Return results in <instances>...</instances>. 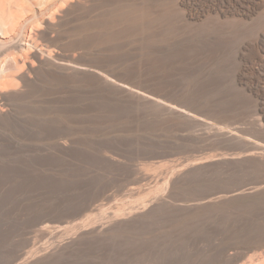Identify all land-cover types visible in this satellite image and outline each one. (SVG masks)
Segmentation results:
<instances>
[{
  "label": "bare ground",
  "instance_id": "obj_1",
  "mask_svg": "<svg viewBox=\"0 0 264 264\" xmlns=\"http://www.w3.org/2000/svg\"><path fill=\"white\" fill-rule=\"evenodd\" d=\"M171 49H175L178 52L180 51L181 54H191L190 57L188 55L191 60L193 59L192 54H194L201 57L203 61L214 63L215 68L217 67L222 76H224L228 85L226 86L230 89V93H227V95L229 96L230 94L233 98L231 101L232 104L234 102L238 111L240 109L244 114V119L246 121L245 126H247V128H239V126L238 128L236 126V128L232 127L230 129H227V127H217L212 132L206 131V127L214 126L208 120L211 116L206 114L204 110L188 105L187 100L190 97L183 92L184 95L176 96V94L172 96L162 91L165 89H158L159 87L156 86L162 87L167 84V80L165 81V79H163L164 76L162 78H159L161 75L157 78L150 77V79L148 78L149 83L143 82V80L142 82H139L140 80L134 81L126 76L128 73H131L132 76L133 74H137L138 78L142 79L143 77L140 78L141 71L145 73V70L146 72L149 70L148 72H150V70L157 66L158 56L156 55L163 53L161 52L162 50L166 51ZM152 56H154V58H151ZM176 58H179L178 55ZM171 59H173V57ZM174 59L171 60V62H176ZM116 62H118L120 66H116ZM165 64L163 65L165 66ZM204 65L206 67L208 66L207 64ZM155 71L156 70H154V72ZM154 72L152 74H154ZM227 87H225V90ZM78 88L84 91V93L86 92L85 94H87L88 99L83 100L80 98L83 97V94L81 96V91H79L81 93H78ZM169 88L166 90H169ZM36 91L40 93L47 92L46 95H42L45 100L44 108L47 112L49 111V117L43 120V122H46L41 133L46 136L49 141L48 145L45 146L48 151L46 155L47 158L45 157V163L50 164V161L54 162L58 160L57 158L61 159L62 156H67V158L71 157L75 159L79 163H77L79 167H81L80 164H86L88 165L86 169L88 167H94L104 173V176L105 174L116 172L121 176L123 181V183L119 182V188H121L122 193H124V196L128 199L125 201L121 199V202H124L122 204H120V202V205H116L117 203L114 202L115 206L113 207L108 208L106 205L105 207L108 209L113 208L111 213L107 210V214H110L109 216L104 213L106 218L102 215L106 221L102 220L103 218H99V209H103L101 205L105 204L97 205L95 203L96 205L94 206H98L96 208L100 206L101 208L98 209V217L94 215V217L92 216L91 218L97 217L101 219L103 223L101 220L95 219V222L97 220L101 222L99 223L97 221L98 223H95L93 220L92 222L96 225H91V221V223H88L89 217L85 220L87 221L86 223H84V220L83 223H81L82 221L76 223L77 225L74 223L76 225L74 227L72 226L74 230H72V227H69L72 228V231L70 230L68 233L66 232L68 228L63 227V229L67 228L63 231L64 233L66 232V234H62V236H65V239L59 236L62 231L58 235V239L62 238L64 241L62 240L61 242L59 239L58 241L60 242L58 243L57 241L56 245H54L53 242V246L50 248L47 246L48 248H45L46 251L43 249L44 251L42 254L38 253L39 255L36 254L39 251V246L37 245L36 253L33 251L28 252L30 256H27L22 251L17 254L15 253L14 255H16L17 260L20 262L15 263L17 261L15 258L16 261L14 260V263L11 262L12 259H9L11 263H7L49 264L60 252H67L68 254V251H73V249L78 248L84 242L91 239H96L97 241L99 238L104 239V237L107 238V236L110 237V235H118L119 233L122 235V232L126 233L127 230H134V228L137 227L151 225V222L153 223L156 218L163 214H169V216L175 215L186 221L195 220L194 222H196V220H200L201 222L207 219L209 220L210 218L218 221L220 218L226 217L227 215V218L230 217L229 214L234 215L238 213L241 215L239 212L245 210H247L245 212H249L253 204L259 206L263 204L262 206H264V176L263 178L260 177L261 179L258 177L260 182L256 186L253 185L254 187L252 188L236 189L222 192L223 194H220L221 191L218 193H207L204 196L202 195L201 198H199V193L194 194L193 191L201 177L215 175L224 170L228 172L233 171V173H235L236 171H245L250 168V172L251 169L264 172V0H0V125L9 120L10 123L15 116L13 115L14 108L26 102L30 96L32 99L31 94H34ZM64 91L66 93L63 95L62 93ZM228 91L229 90H227V92ZM198 97L194 99L197 100ZM218 97L219 96H217V99ZM40 99L41 97L38 100ZM108 106V110L105 111V108ZM230 106L233 107L234 105H229L228 109H230ZM89 107L93 108V110H91L93 113L91 114L89 110L88 112H90V114L88 117H84L86 114L82 116V113L87 112ZM41 108H43V106ZM102 108L105 109L103 113L99 111V109ZM95 109H98V111H95ZM109 109L113 110L109 112ZM59 111H64V113L67 111L68 117L74 121H80V124L81 120L86 119L82 121V124L83 122H87V124L85 123L86 125L84 124L83 126L82 124H78L79 127H76V124H66V121L63 122V120L60 119L61 117L57 115ZM212 114L214 115V113ZM44 117H46V115ZM221 117L222 118L219 117L220 120L226 116L223 115ZM226 118H224L223 123L219 121V124H225L224 121H226ZM239 119L241 120V118ZM117 124L120 128L135 127L136 129V127H139L140 129L141 127L142 129H148L149 132L167 130V132L169 131L171 133V131L174 132V130H176L177 132L189 133L179 139H176V137L174 139L171 136L172 138L166 140L162 139V142H152L150 139L149 149H151V151L149 152L153 155H150V153L146 151L147 154L151 157L155 156L157 159H172H169L170 162L168 161L166 164L162 163L164 165H160L159 163L160 166H157V164L156 166L149 164L150 166L147 165L149 168L139 166L135 163L128 164L124 163V161L122 162L121 158H119L116 153L122 146V142L118 139L112 137V139L103 138L98 141L96 139V145L91 147V150H88L86 148L87 144H93L90 138L76 137V139L71 140L68 136L72 133L75 134L74 132L78 129L79 131L85 129L89 132L92 130L93 134L96 131L99 133L100 130L103 131V129L106 130L108 128V130H110V128H112L111 126ZM40 125L37 126L40 127ZM195 128L200 129V135L196 136L191 132ZM135 131L138 132V130ZM82 133L87 134V132ZM148 139L149 138H147V141ZM211 139H214L215 142L218 143L224 141L225 144L226 141H239L237 143L241 142L242 146L238 147L241 149L243 148V152L238 150L241 152L233 155H230L231 153H228L229 155L219 154L218 152L211 155H197L196 151L195 155L196 143L200 142L201 144L202 141H204L202 143H205V141ZM147 141L145 140V143L148 145ZM127 142L129 144V141ZM132 142H130L132 145H129L130 149H126L129 151L132 149V152L136 154L142 153V149L139 150L136 144L133 146ZM128 144L126 145L127 147ZM144 145L145 144H143V146ZM147 145L145 146L147 147ZM181 154L184 155V157H182ZM179 155H181V158H176ZM36 161L33 162L37 163ZM73 163L75 164L74 161ZM40 164L41 163H39V165ZM78 169L77 171H79ZM83 169L86 170L84 167ZM94 175L96 176V174ZM260 175L262 174L260 173ZM234 177L235 176H233V178ZM104 180L107 181L106 179ZM118 180H120V178ZM102 181L103 180H101V182ZM200 181H202V179ZM114 184L117 185V183ZM45 185L46 184H44V186ZM100 185H98V187ZM94 188L96 190V187ZM85 190L86 189H84V191ZM110 190H112V188ZM205 191L208 192L207 190ZM116 192L118 194L120 193L118 190H116ZM202 192L200 191V195ZM97 193L104 195L106 192L104 193L102 189H97ZM84 194H86V192ZM192 195H196L195 199ZM79 197L81 196L79 195ZM115 198H117V196H115ZM99 199L100 201L97 199L99 202L103 201L101 197ZM108 200L110 199L108 198ZM178 200H180V202H185V204L178 205L176 203ZM79 202H81V200ZM90 207L89 209H96L93 205ZM67 208L70 210L71 207L69 208L67 206ZM77 209L81 210L79 207ZM71 210L69 214H71ZM35 211L38 212V210ZM95 211H92V213ZM88 212L89 211H87V213ZM72 213L74 214V212ZM235 219L237 218H233V220ZM226 221H228V219H226ZM54 226L56 227L58 224ZM50 227L51 226L48 228L47 225H44L42 229L44 233L48 234L47 237L49 233L51 237L57 234L53 233L51 229L53 227ZM58 228H53V230L56 231ZM59 229L62 230V228ZM263 236L264 230H260L258 237ZM53 237H55V235ZM124 237L125 236H123V239ZM158 237L160 236L158 235ZM55 238L54 241L57 240ZM260 241H262V239ZM97 244L99 245L100 243L96 242V245ZM106 244L108 245V243ZM83 247H85V245H83ZM33 253L36 255L31 256ZM224 256L226 257V255ZM235 260L236 259H234V261Z\"/></svg>",
  "mask_w": 264,
  "mask_h": 264
},
{
  "label": "rangeland",
  "instance_id": "obj_2",
  "mask_svg": "<svg viewBox=\"0 0 264 264\" xmlns=\"http://www.w3.org/2000/svg\"><path fill=\"white\" fill-rule=\"evenodd\" d=\"M161 52H163V53H159L158 55H156V56H158V58H157L158 64L156 67H154L152 70H150V72H148L149 70H147L148 74H147L145 69H143V70H145V73H144V71H141V73H140L141 76L140 75L139 76H140V78L143 77L142 79H139L137 74H135V75L133 74V76H132L131 73H128L126 76L128 78H130L131 80H134V81L140 80L139 82H142V80H143V82H148V83H149L148 80L150 79V77H156L157 78L161 75L159 78H162L164 76L163 79H165V81L167 80V84H165L166 87L165 86H162V87L156 86V87H159L158 89L163 88L165 90H162V91H165L167 94L172 95V96H175L176 94H177L176 96H181L184 94L188 95L190 97L187 100L188 105H192L194 108L204 110L206 112V114L211 116V118H209L208 120L214 126L206 127L205 128L206 131L212 132L217 127H222V128L227 127V129H230L232 127L236 128V126L238 128V126H239V128H241V127L247 128V126H245L246 121L244 119L245 118L244 114L240 111V109L238 111V108L236 107L234 102L232 104L231 101L233 100V98L231 97L230 94H229V96L227 95V93H230V89H228L229 87H227L228 85L224 79V76H222V74L219 72L217 67L215 68L214 63H210L209 61H207L208 62L207 63L206 61H203L201 59V57H198L197 55L192 54V58L194 59V61H193V59L191 60V58H189L191 54L190 55L188 53H182L181 54L180 51L178 52L175 49L166 50V51L162 50ZM177 55L179 58H176ZM188 55H189V57H188ZM169 57H171V58L173 57V59L176 58V59H174V60H176V62L175 61H174V63L171 62V60H173V59H171ZM151 58H154V56H152ZM188 59L192 63H190L188 61ZM199 59L201 60V62ZM164 60H165V63L168 61L169 64H168V62L165 64ZM186 60H187V62H186ZM195 60H197L198 62ZM129 61H127V62H129ZM202 61L204 64H207L208 66L206 67L202 63ZM179 62H181V63H179ZM159 63H160V65H159ZM162 63L165 64V66L167 65L168 67L167 66L165 67ZM175 63H177V64H175ZM178 63L180 65L182 63H184L186 65L182 64L180 66ZM115 65L120 66V64L118 62H116ZM163 67H165V68H163ZM181 68H182V70H181ZM194 69H196V70H194ZM198 69H200V70H198ZM154 70H156V71L154 72ZM151 71H153L154 74H152L153 72H151ZM165 71H167V72H165ZM159 72H161V73H159ZM150 73L152 76L150 75ZM182 75H183V77H182ZM135 77H136V80H135ZM186 80H187V82H186ZM217 83L220 87L217 85ZM225 87H227L226 90H225ZM167 88H169V90H166ZM227 90H229V91L227 92ZM79 91H81V90L78 88V93L82 92L81 96L83 94V97H80V98H82L83 100L88 99L87 94H85L86 92L84 93V91H81V92H79ZM168 91H171V92H168ZM38 92L36 91V92H34V94H31L32 99H31V96L27 99L26 102L27 103L30 102V103H28V105L26 102H24L23 104L14 108L13 115H15V116L13 119H16V120L12 119L10 123H9V121H10L9 120V121L3 123L2 125H0V192H1L0 193V262L1 263L0 264H9L11 262L14 263L17 260V257L14 254L15 253L17 254L21 251L24 252L27 256H30V253H28V252H32V251L37 252V250H36L37 246H39L38 250L39 251L41 250V251L40 252L38 251L37 253L36 252L35 253L36 254H38V253L42 254V252L45 250V248L47 246H49V248L51 246H53L52 245L53 242H54V245H56V242L59 239L62 242V240L65 239L64 235L66 234V232L68 233L74 226H76L77 225L76 223H78V222L80 223V221H82L81 223H83L89 217L91 220L88 219L89 220L88 223L90 221L92 222L93 220L95 222V219H98L97 218L98 217L97 212L99 210H100V214L103 213L101 215L99 214V218H103L102 220L106 221L105 216L110 215V214H107V210L109 213H111L113 210V208H111V209H108V208L115 206L114 205L115 203H117L116 205H120L125 200L128 199L126 196H124V193H122L121 188H119V182L123 183V181H122L121 176L118 175L116 172L115 173L112 172V174H105V176H104V173L95 169L94 167H88L86 169V167L88 166L86 164H80L81 167H79V165H78L79 163L75 159H73L71 157L67 158V156H65V157L62 156V158L60 157L62 160L57 158L58 160H55L57 163L55 161L54 162L50 161V164L45 163V160L47 158L46 155L48 154L47 148L45 146L48 145L49 141H48L47 137L41 133H42L43 127H44L45 122H46V121L43 122V120H46L47 117H49L48 116L49 111L47 112L44 108L45 107L44 106L45 100L42 96V95H46L47 92H44V93H40V92L38 93ZM65 93L66 92L64 91L62 94L64 95ZM217 96H219L218 99H217ZM227 96H228V98H227ZM40 97H41V99L38 100ZM196 97H198L197 100H195ZM201 101H202V103H201ZM25 103H26V105H25ZM40 103H42L43 105ZM39 104H40V106H39ZM227 104H228V106H227ZM36 105H38L40 108ZM229 105H232V106L234 105L235 108L237 109V111L234 108V106L233 107L230 106V109H228ZM42 106H43V108H41ZM90 108H92V107H89V109H87V112L82 113V116L86 114L84 117H88L90 114V112H88V111L93 110V108L92 109H90ZM108 108H109V106L107 108H105L106 110L104 108H102V109H99V111H101V113H103V111L104 110L107 111ZM226 108L229 112L226 110ZM42 110L43 111L45 110L44 111L45 113ZM110 110H113V109H109V112H110ZM220 110H221V112H220ZM95 111H98V109H95ZM223 111L226 113H224ZM92 113H93V111H91V114ZM212 113H214V115ZM44 114L46 115V117H44L45 116ZM229 114L231 115V117ZM57 115L59 117H61L60 119L63 120V122L66 121L65 122L66 124H70V125L76 124L75 125L76 127L78 126V124L81 125L82 121L86 120V119L81 120V124H80V121L78 122V121H74L73 119H70L68 117L67 111H65V113H64V111L63 112L59 111ZM223 115H225L227 118L223 117V119L220 120V118H222L221 116H223ZM213 117H215V118H213ZM238 117L241 118V120ZM224 118H226L225 119L226 121H224L225 124H222ZM236 118H237V120H236ZM40 119H42V120H40ZM215 120H216V122H215ZM239 120L240 121L243 120L244 122L243 121L240 122ZM69 121H70V123H69ZM219 121L220 122L222 121V123L219 124ZM233 121H235V122H233ZM85 123L87 124V122H83L82 126ZM21 124H23V125H21ZM240 124H242V125H240ZM37 125L38 126L40 125V127H38ZM117 126H118V124L111 126L112 128H110V130H108L109 128L106 130L103 129V131L100 130L101 133L100 132L98 133V131H96V132L94 131L96 134L95 133L93 134L92 130H90L91 132H89L85 129H83V131L82 130L79 131V129H78L77 131H79V132H77V131L74 132L75 134L77 133L76 136L73 133L71 135H68V136H69V139H71V140L76 139V137L90 138L91 141L93 142V144H90V143L87 144L86 148L88 150H91L90 148L94 147L96 145L95 144L96 139H97V141L99 139H103V138H109L110 139L111 137L118 139L122 142V146L118 149V151L116 153L118 154V157L121 158L122 162L124 161V163H128V164H130V163L134 164L135 163L139 166L149 168L150 165H153V166H156V164H157V166L164 165V164H166V162H168V161L170 162V160L172 159V158H164V159L158 158L159 159V161H158V159L155 158V156H152L153 157L152 158L150 155H153V154H151L149 152V151H151V149H149L150 148L149 147V145H150L149 140L150 139H151L150 141H152V142L153 141L154 142H156V141L162 142L163 140H166V139H169L172 137L174 139H175V137H176V139H179L180 137H183L189 133V132H177L176 130H174V132L171 131V133L169 131L167 132V130H165L166 132L164 130L163 131L158 130L157 132L156 131L155 132L154 131L149 132L148 129H142L141 127H140L141 131H140L139 127H136V129H135V127L134 128L131 127V128H133V129H131L130 127L129 128H127V127L120 128L119 126L118 127ZM113 127H115V128H113ZM119 129H121V130H119ZM127 129H128V131H127ZM39 130H40V132H39ZM135 130H138V132ZM120 131H123V132H120ZM194 131H196V132H194ZM82 132H87V134L82 133ZM191 132L196 136L200 135V129L199 128H195ZM91 134H92V136H91ZM157 134H159V135H157ZM161 134H162V136H161ZM45 137H46V139H45ZM147 138H149L148 141H147ZM145 140L148 142V145H147V143H145ZM127 141H129V144ZM130 142L133 143V146H134V144H136L139 147V150L142 149L141 150L142 153L136 154V153L132 152V149L130 151L127 150V149H130L129 148V145L131 144ZM202 142H204V141H202ZM202 142H201V144H200V142L196 143V149L194 152L195 155H196V151H197V155L198 154L199 155H209V154L211 155L214 153L216 154V152H218L219 154L221 153V154H226V155H229L231 153L230 155H233V154L240 153L243 149V148L242 149L240 148L242 146L241 145L242 143L241 142L237 143L239 141H226V144H225L224 141L218 143V142H215L214 139H211L209 141H205V143H202ZM234 142H236L237 145ZM221 143H223V144H221ZM127 144H128V147L126 146ZM143 144L147 145V147L145 145L143 146ZM211 144H213V145H211ZM203 145L205 146V148ZM238 146H240V147H238ZM140 147H142V148H140ZM237 147H238V149H237ZM238 150H241V151H238ZM146 151H148L147 153H150V155L147 154ZM45 152H47V153H45ZM34 153H36V154H34ZM194 153H193V155H194ZM181 155L177 156L176 158H181ZM182 157H184V155H182ZM138 159H140V160H138ZM145 159H147V160H145ZM36 160H38V161H36ZM33 161L34 162L36 161L37 163H34ZM59 161H60V163H59ZM71 161H72V163L74 161L76 165L74 163L72 164ZM39 163H41V164L39 165ZM159 163H160V165H159ZM162 163H164V164H162ZM45 164H47V165H45ZM140 164H142V165H140ZM147 165H149V166H147ZM83 167L86 170H84ZM78 168H82V169H78ZM77 169L79 171H77ZM34 170H36V171H34ZM56 170L57 171L59 170V171L57 172ZM33 172H35V173H33ZM52 173L54 174V176ZM260 173L262 175H260ZM94 174H96V176ZM56 175H58V176H56ZM72 175L76 176V177H73ZM213 175H209L210 177L207 175V177L209 179L206 176H204L203 178L201 177L200 180L202 179V181L199 180V183H197L195 185L193 191H194V194L199 193V198H201L202 195L203 196L206 195L207 193L208 194L213 193V192L218 193L221 191L220 194H223L222 192H228V191H232V190H236V189L252 188L260 182V179L263 178V176H264V172L263 171L261 172V171L255 170V169H251V172H250V168H249L245 171L244 170L238 171V172L236 171L235 173H233V171L228 172L227 170L226 171L224 170L222 172L216 173L214 176ZM233 176H235V177L233 178ZM96 177H97V179H96ZM102 177H104V178H102ZM258 177L259 178L261 177V178L259 179ZM11 178H12V180H11ZM60 178H61V180H60ZM119 178H120V180H118ZM250 178H252V179H250ZM66 179H67V181H66ZM104 179H106L108 181V183ZM217 179H219V180L216 181ZM254 179H255V182H254ZM101 180H103V181L101 182ZM57 181H59V182H57ZM104 181H105V183H104ZM87 183H88V185H87ZM95 183H96V185H95ZM99 183L100 184L103 183V184L100 185ZM109 183H110V185H109ZM114 183H117L118 186ZM241 183H243L244 186ZM44 184H46V185L44 186ZM97 184L100 186L98 187ZM113 185H114V187L115 186L116 187L114 188ZM67 186H68V188H67ZM109 186L112 188V190H110L111 188ZM89 187H91V188H89ZM94 187H96V190ZM100 187H102V188H100ZM103 187H105V188H103ZM212 188H213V190H212ZM59 189H60V191H59ZM84 189H86V190L84 191ZM97 189L98 190L102 189V192H104V193L106 192V193L105 194L102 193L104 195L98 194ZM113 189H114V192H113ZM115 189L118 190V192L120 191V193H119L120 195L116 192ZM214 189H215V191H214ZM202 190L204 193L202 192ZM205 190H207L208 192H206ZM209 190H210V192H209ZM95 191H96V194H95ZM200 191L202 192L201 195H200ZM85 192H86V194H84ZM87 193H88V195H87ZM76 195H77V197H76ZM79 195L81 197H79ZM107 195L110 197H108ZM105 196H106V198H105ZM112 196H113V198H112ZM115 196H117V198H115ZM195 196H193L194 199H195ZM100 197H101V200L103 199V201H101V202H99ZM107 197L110 200H108ZM121 197H123V198H121ZM92 198H94V199H92ZM197 198H198V196H197ZM86 199H88V200H86ZM113 199H115V200H113ZM121 199L124 201L121 202ZM80 200L85 205H83L81 202H79ZM104 200H106V201H104ZM116 200H118V201H116ZM91 202H93V203H91ZM179 202H180V200H178L176 203L178 205H181V204L183 205V203L185 204V202L181 201L182 203L180 202V204H179ZM95 203L97 205H101V204H105V205H101V206H103L102 207L103 209H99V208H101V206L99 208H96L98 206H94V205H96ZM88 204H89V206H88ZM90 204L96 208L95 209L96 211L94 210L93 207H92L93 209H89V207L91 206ZM81 205H82V207H81ZM262 205L260 204V206H259V205L253 204L252 205L253 208L251 206L249 212H245V211H247V210H245V211L239 212V213H241V215L238 213H236L234 215L229 214L230 217L227 218V216H228L227 215L226 217L220 218L218 221H216L213 218H210L209 220L210 221L214 220L213 222H210L208 219L205 221H201V222H200V220H196V222H194L195 220L194 221L193 220L186 221L185 219L182 220V219H180V217L175 216V215L169 216V214H163L162 216L160 215V217L156 218L155 219L156 221L154 220L153 223L151 222V225H147V226L139 227V228L137 227V228H134V230H132V229L127 230L126 233L122 232V235H121V233H119V234L117 233L118 235L113 234V236L110 235V237L107 236V238L104 237V239L103 238H99V239L97 238L98 239L97 241H96V239H91L89 241L84 242L78 248L73 249V251L71 250L72 252L68 251V254H67V252H63V253L60 252L59 254H57L58 256L56 255L55 256L56 258H53V260L49 264H227V263H229V264H264V254H263L264 253V238H263L264 236L258 237V234H260V230H264V226H263L264 225V211H263L264 206H262ZM67 206L69 208L70 207L72 208V206H73L72 210L70 208L71 214H69L70 210L67 208ZM87 206H88V208H87ZM105 206L108 208H106ZM76 207L77 208L79 207L81 210H78ZM260 207H261V209H260ZM35 210H38V212ZM87 211H89V212L87 213ZM92 211H95V212L92 213ZM72 212H74V214ZM80 212H83V213H80ZM85 213H86V215H85ZM94 213H96V214H94ZM104 213H106V215ZM262 213H263V215H262ZM83 214L85 215L84 219H83V216H84ZM237 214H238V216H237ZM246 214H248V215H246ZM80 215H82V216H80ZM94 215L97 217L91 218L92 216L94 217ZM61 218H63V219H61ZM233 218H237V219L233 220ZM226 219H228V221H226ZM98 220H101V219H98ZM68 221H69V223H68ZM97 221L95 223L101 222V221H98V222ZM206 221H209V222H206ZM225 221L228 223H226ZM86 222L87 221H85L84 223H86ZM94 222H92L91 225H96ZM233 222L236 224H234ZM102 223H103V221H102ZM232 223H233V225H232ZM43 224L45 226L47 225L48 228H49V226H51L53 228L59 227V228H62V230H60L58 228L57 230H59V231H57V230L55 231V230H53V228L50 227L52 229L53 233H57V234H54L56 238L53 237L54 235L51 237L50 233H49V236L47 237L48 234L44 233V231L42 230L44 228ZM53 224L54 225L58 224V226L55 227ZM208 224H210L211 226ZM198 225H202V226H198ZM60 226H62V227H60ZM254 226H256V227H254ZM63 227L68 228V229L64 228L65 230L67 229L65 233L63 232V231H65L63 229ZM69 227H72V228H69ZM40 229H41V231H40ZM147 229H149V230H147ZM72 230H74V228ZM61 231H62V233H61ZM129 232H130V234H129ZM44 234H46V235H44ZM62 234H64V235L62 236ZM255 234H257V235H255ZM58 235L60 237H63V239L62 238L58 239V237H59ZM158 235L160 237H158ZM117 236H119V237H117ZM123 236H125L124 239H123ZM54 238L57 240L54 241ZM257 238H259V239H257ZM43 239H46V240H43ZM261 239H262V241H260ZM60 241H58V243ZM96 242L100 243V244L96 245ZM106 243H108V245ZM156 243H157V245H156ZM31 245H33V246H31ZM41 245L43 247L44 246L45 247L43 248ZM83 245H85V247H83ZM16 251H18V252H16ZM25 251H27V252H25ZM5 253H6V255H5ZM35 253L31 254V256L36 255ZM224 255H226V257ZM239 255H240V257H239ZM256 255H258V256H256ZM8 256H9V258H8ZM62 257H63V259H62ZM256 257H258V258H256ZM15 258H16V260H15ZM237 258H238V260H237ZM9 259L10 260L12 259L11 262L9 261ZM227 259H229V260H227ZM234 259H236L235 260L236 262L234 261ZM257 259H259V260H257ZM225 261H227V262H225ZM230 261H231V263H230ZM7 262H9V263H7ZM17 262H20V261L17 260L15 263H17Z\"/></svg>",
  "mask_w": 264,
  "mask_h": 264
}]
</instances>
